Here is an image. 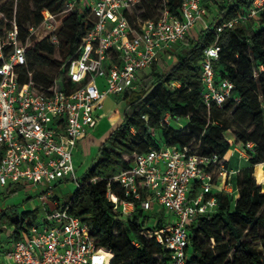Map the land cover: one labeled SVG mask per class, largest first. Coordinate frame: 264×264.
Masks as SVG:
<instances>
[{"label":"built area","instance_id":"obj_1","mask_svg":"<svg viewBox=\"0 0 264 264\" xmlns=\"http://www.w3.org/2000/svg\"><path fill=\"white\" fill-rule=\"evenodd\" d=\"M138 1L69 0L67 11L82 5L94 24L66 62L70 82L66 88L32 80L21 83L18 70L27 63V47L19 40L16 24L0 33V192L12 184L44 185L48 195L43 194L42 201H53L42 225L31 221L22 238L0 248V264H112L114 253L109 256L107 248L97 245L91 225L71 212V200L51 197L53 183L71 179L81 186L74 151L97 126L106 99L137 89L141 74L208 14L205 0H184L180 16L165 10L158 19L139 21L137 29L127 11ZM263 7L264 0H254L246 12L219 20L217 31L254 18ZM64 13L44 8L42 23L29 28L30 36L43 30L59 47ZM219 52L217 44L204 50L201 82L208 106L238 100L232 81H216L214 62ZM192 144L152 148L115 175L130 199L121 200L108 191L114 207L125 216L137 204L144 211H164L167 224L143 234L154 236L169 251L170 264H187L192 225L217 210L218 195H239L234 177L240 169L228 167L218 154L199 153Z\"/></svg>","mask_w":264,"mask_h":264},{"label":"trees","instance_id":"obj_2","mask_svg":"<svg viewBox=\"0 0 264 264\" xmlns=\"http://www.w3.org/2000/svg\"><path fill=\"white\" fill-rule=\"evenodd\" d=\"M183 1L139 0L143 11H134L136 3L127 11V17L139 29V21L158 19L165 10L180 16ZM253 1H214L217 12L213 14L214 6L205 0L207 15L213 14L208 27L194 37L188 33L174 45L185 43L188 49L178 55L174 48L167 50L160 61L153 63L150 73L141 76L137 89L117 96L119 102H126L124 120L101 143L94 163L70 199L71 212L91 225L97 245L107 248L109 256L114 253L112 264H170L169 251L154 236L143 234L167 224L164 211H144L137 204L136 210L125 216L108 196L111 190L121 200L130 199L114 176L131 168L139 154L152 148H182L191 143L201 154H218L231 168L232 140L224 136L230 129H234L242 148L248 151L249 165L234 177L239 195L219 194L217 210L192 225L187 264H264V253L244 239L253 236L264 249V191L257 183H264V7L254 18L217 31L219 20L246 12ZM68 3L69 0H0V13L4 15L0 18V33L4 35L16 24L19 40L27 47V63L18 70L21 83L32 80L45 87L63 88L70 83L66 62L75 54L94 19L88 10L67 11ZM44 8L55 14L69 12L59 30V47L48 37L39 40L30 36L29 28L42 23ZM215 44L220 46L219 58L214 62L216 81H232L238 100L231 98L222 105L212 102L208 106L203 97L201 70L204 50ZM169 56L175 58L173 63L168 61ZM48 66H57L58 74L45 72L43 69ZM172 122L181 126L176 128ZM24 187L12 184L6 189L7 195ZM37 210H20L15 205L0 211V224L14 227L13 242L9 246L0 244V248H8L23 237L31 224L26 218L35 217ZM154 215H158L155 220ZM208 239L212 244L207 245Z\"/></svg>","mask_w":264,"mask_h":264},{"label":"rangeland","instance_id":"obj_3","mask_svg":"<svg viewBox=\"0 0 264 264\" xmlns=\"http://www.w3.org/2000/svg\"><path fill=\"white\" fill-rule=\"evenodd\" d=\"M207 1L210 2L211 6H214L213 7L214 10L212 12L213 14H215L217 12V8H215V5L217 6V4L214 3V1H218V0H207ZM139 4L140 2H137L136 7L134 8V11L137 13L143 11V8ZM80 10L81 12H84V7H82ZM68 13L69 12H65L64 14L67 15ZM213 14L210 13L209 15H207L205 17V21L210 22L213 19ZM200 23L201 22H198L196 27L190 32V37L197 36L201 32V30L203 29V25L201 27ZM254 25L255 27H259V25L255 22ZM34 36L42 39V37H45L46 34L43 30H39ZM173 48L175 50V54L178 55V53L188 49V45L184 43L179 46L178 45L174 46ZM167 59L170 63H173L175 61V58L170 56L167 57ZM43 70L48 74L54 76L57 75L59 72V68L57 66L44 67ZM150 71H151V67L148 68L146 71H144L141 74V76L150 73ZM110 100L115 102H113L112 105L109 102L105 107V109L101 112L97 128L93 132H90L89 135L82 138L81 146L77 147V150L74 155L77 178H82L87 173V171L92 166L95 158L98 155V151L101 143H103L109 137L111 132L115 128H117L124 120V110L126 107V102L124 101L119 102L117 96H111ZM122 103L123 105L121 107ZM228 123L229 125L232 124L231 118L229 119ZM172 125L176 128L181 126L180 124L173 122ZM224 136L226 139L232 140L233 147H232V153L230 154V165L233 168H237V169H243L244 167L248 166L249 153L248 151H245L242 148L241 142L237 140L234 134V129H230L229 131L225 132ZM257 183L262 186V189L264 191V183L260 182L259 180H257ZM53 186L55 187L50 192V195L51 197L54 196L58 197L60 202H68L77 189L76 181H73L71 179H68L63 182L53 183ZM47 188L48 186H44V185L28 184L23 189L10 196L7 195L5 189L3 192H0V211L15 205H19L20 210H32L37 208L38 210L36 216L35 217L28 216L26 218V222L29 223V221L30 222L36 221L37 224L42 225L44 223L45 214L47 212V209L49 208V205L45 204V202L42 201L41 196L43 194H47L43 192L47 190ZM160 211L161 210L159 209L158 212L160 213ZM157 216L158 215L156 216L154 215L153 220H155ZM0 229H1L0 244L3 246L11 245V243L13 242L12 239L14 235H12V233L14 227L10 226L9 223H2L0 224ZM191 231L192 230H190V232ZM259 232L260 234H262L263 230L261 229ZM244 239L250 241L255 250L264 253V249L262 245L258 241L254 240L253 236L252 237L247 236ZM206 243L207 245L212 244L211 240L209 239L206 241ZM230 243L233 244L232 241H230Z\"/></svg>","mask_w":264,"mask_h":264},{"label":"crops","instance_id":"obj_4","mask_svg":"<svg viewBox=\"0 0 264 264\" xmlns=\"http://www.w3.org/2000/svg\"><path fill=\"white\" fill-rule=\"evenodd\" d=\"M81 7H80V9L83 7L82 5H80ZM210 14V13H209ZM207 16V15H206ZM205 16V17H206ZM201 23H200V25H201V27H202V25H203V27H205L206 25H208L210 22H206L205 21V18L202 20V21H200ZM196 27V26H195ZM110 98L111 97H108L107 99H106V103H105V107L107 106V104L110 102L111 103V105L113 104V102H115V101H112V100H110ZM118 98V97H117ZM119 99V98H118ZM122 105H123V103L121 104V107H122ZM99 123V122H98ZM98 125V124H97ZM97 128V126L92 130V132L95 130ZM89 135V134H88ZM84 138V137H83ZM82 139V138H81ZM81 139H80V141H79V143H78V146L77 147H80L81 146V144H82V141H81ZM76 150H77V148H76ZM76 150L74 151V155H75V152H76ZM74 161H75V158H74ZM52 203H53V201L52 200H50L49 199V201H46L45 202V204H47V205H49V208L52 206Z\"/></svg>","mask_w":264,"mask_h":264}]
</instances>
